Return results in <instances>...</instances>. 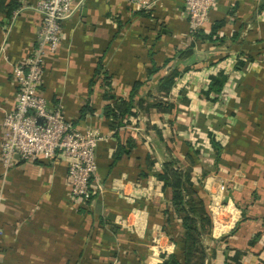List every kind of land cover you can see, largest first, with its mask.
<instances>
[{
  "label": "crops",
  "instance_id": "crops-1",
  "mask_svg": "<svg viewBox=\"0 0 264 264\" xmlns=\"http://www.w3.org/2000/svg\"><path fill=\"white\" fill-rule=\"evenodd\" d=\"M9 1L18 7L7 16ZM145 1L149 7L136 11L129 0H81L62 23L58 49L44 58L39 94L78 131L102 137L91 196L81 204L70 198L62 156L18 160L5 170L0 152V264L161 263L175 244L160 213L168 192L154 173L170 156L185 164L191 150L199 152L192 174L207 173L202 189L209 211L216 210L205 241L214 256L205 264L232 262L236 252L240 264H264V0H218L202 30L223 21L217 37L224 43L198 42L180 60L177 52L190 43L185 0ZM35 4L0 0V144L15 98L12 68L36 46L41 28ZM171 68L183 71L162 99L174 108L136 106L156 95ZM219 72L227 81L206 97ZM137 84L135 115L112 127L105 95L126 98ZM209 134L221 145L217 165ZM118 144L129 152L115 161ZM221 183V208L210 207Z\"/></svg>",
  "mask_w": 264,
  "mask_h": 264
},
{
  "label": "built area",
  "instance_id": "built-area-1",
  "mask_svg": "<svg viewBox=\"0 0 264 264\" xmlns=\"http://www.w3.org/2000/svg\"><path fill=\"white\" fill-rule=\"evenodd\" d=\"M81 0H36L34 10L40 15L41 28L36 46L27 58L12 68L15 98L12 109L2 120L5 138L0 144L2 165L8 170L18 160L53 161L65 158L70 198L84 203L91 196V181L97 171L96 146L102 137L94 130L78 131L66 120L59 107H50L40 96L43 62L55 53L62 40V23L75 11ZM136 11L149 7L145 0H129ZM218 0H185L188 36L203 27ZM227 186L221 183L211 195L210 207H221ZM220 200V202H219ZM216 211V210H215ZM211 210L212 226L217 225L216 212Z\"/></svg>",
  "mask_w": 264,
  "mask_h": 264
},
{
  "label": "trees",
  "instance_id": "trees-1",
  "mask_svg": "<svg viewBox=\"0 0 264 264\" xmlns=\"http://www.w3.org/2000/svg\"><path fill=\"white\" fill-rule=\"evenodd\" d=\"M17 7L18 4L15 1H9L5 6L7 16ZM222 25L223 21H218L211 26L208 33H205L202 28L193 32L192 41L185 49L177 52V59L180 60L191 56L198 42L217 41L220 44L224 43L223 37H217V31ZM236 38L237 34L235 33L231 36V41H235ZM243 65L244 62L238 59L235 68L241 70ZM158 70H154V72ZM182 73L183 71L171 68L166 75L157 81L156 95L148 93L146 98H141L140 103L136 104V106L146 110L149 107H154L157 110L171 111L174 105L162 99L167 98L174 86L175 79ZM226 81L227 76L223 72L210 76L209 84L203 95L209 97L210 94L220 93ZM103 83L104 85L108 84V81L104 79ZM139 87V84L135 85L131 94L126 98H115L109 94L105 95L109 102L105 105L104 113L110 119L112 127L117 128L124 125L126 118L135 115L134 96L137 95ZM147 100L150 101L147 102ZM144 101H146L147 106L143 108L142 102ZM157 133L159 134V131ZM208 136L215 151V162L217 165L221 145L214 140L213 135L209 134ZM130 142H127V147L129 145L132 146ZM127 147H123L121 144L117 145L115 161L123 152H129L128 149H125ZM198 154V150H191V152L187 153L185 164H182L178 158L170 156L167 162L163 163L154 173L155 178L161 183L162 191L168 192L167 201L161 208L160 213L163 215V228L175 244V251L166 257L162 255L163 261L159 264H205L208 257L214 256V252H209L205 246L206 240H212V217L208 209L209 200H206L201 184L207 173L201 172L200 179H196L192 174V167ZM152 166L153 161L149 160V167ZM217 241H220V239ZM224 264H240L237 252L234 254L232 262L225 261Z\"/></svg>",
  "mask_w": 264,
  "mask_h": 264
}]
</instances>
